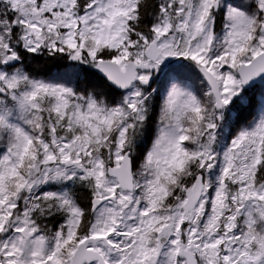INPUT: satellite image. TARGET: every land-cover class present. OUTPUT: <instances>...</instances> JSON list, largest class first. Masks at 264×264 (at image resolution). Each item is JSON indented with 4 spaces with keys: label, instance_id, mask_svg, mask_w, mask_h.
Wrapping results in <instances>:
<instances>
[{
    "label": "snow or ice",
    "instance_id": "1",
    "mask_svg": "<svg viewBox=\"0 0 264 264\" xmlns=\"http://www.w3.org/2000/svg\"><path fill=\"white\" fill-rule=\"evenodd\" d=\"M0 264H264V0H0Z\"/></svg>",
    "mask_w": 264,
    "mask_h": 264
}]
</instances>
